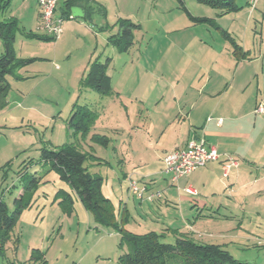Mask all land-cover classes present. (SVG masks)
Instances as JSON below:
<instances>
[{"label":"rangeland","instance_id":"374dc122","mask_svg":"<svg viewBox=\"0 0 264 264\" xmlns=\"http://www.w3.org/2000/svg\"><path fill=\"white\" fill-rule=\"evenodd\" d=\"M248 1L235 0L239 10L221 13L195 0H88V14L83 17L77 12V17L64 19L57 8L56 17L63 21L55 41L48 40L39 27L38 0H11L8 8L0 11V22L17 23L16 59H34L6 76L8 89L0 106V198L12 214L19 206L15 199L22 196L21 214L11 240L4 245L0 264H38L34 259L38 254L46 264H121L119 258L127 251L120 234L97 223L70 185L41 160L44 147L53 150L72 144L96 158L86 167L102 179V194L111 201L116 221L127 232H153L163 235L162 241L169 244L176 233H186L184 223L192 220L186 216L189 208L186 214L178 211V194L173 193L167 204L166 195L152 203L140 202L128 194L127 180H122V171H135L130 179L148 189L140 177L146 169L128 157L124 142L140 101L133 94L143 85L155 87L150 81L152 75L161 76L160 66L166 61L168 65L169 61L218 56L224 60L230 53L236 58V45H242L255 60V90L264 104V0H256L253 9ZM183 8L192 17L207 21L194 23ZM249 11L253 12L249 23L245 17L237 19L242 13L248 17ZM126 18L139 28L133 33L128 53H121L106 40L117 33V21ZM176 44L184 51H174ZM106 58L111 59L106 69L112 78L111 93L101 95L82 87L88 63ZM116 91L122 92L120 98L114 96ZM80 108L93 114L86 134L75 132L67 124ZM257 117L255 134L264 143V115ZM94 138L107 140V146ZM257 156L264 165V145ZM261 168L257 163L253 178L264 174H260ZM33 179L36 182L32 183ZM61 190L71 196V206L57 195ZM237 191L223 190V195L231 198ZM246 207L251 213L234 223L189 224L210 234L200 241L220 246L238 262L264 264V189L255 188ZM196 214L193 210V216ZM199 236L193 237L198 240Z\"/></svg>","mask_w":264,"mask_h":264},{"label":"crops","instance_id":"0c3cea01","mask_svg":"<svg viewBox=\"0 0 264 264\" xmlns=\"http://www.w3.org/2000/svg\"><path fill=\"white\" fill-rule=\"evenodd\" d=\"M87 2L88 0H79L75 4L81 9L83 16ZM250 2L251 0L247 5ZM64 4L65 2H61L58 5L61 17ZM244 14H238L237 19L245 17L249 23L253 12L249 11L248 17ZM236 46L239 52L236 58L230 53L224 60L218 56L177 63L169 61L168 65L166 61L160 66L161 76L152 75L153 79L150 81L156 86H150L149 89V85H143L133 94V98H139L140 101L137 102L136 120L130 123L124 141L128 157L133 158L134 164L144 166L146 171L140 177L145 179L143 182L148 189H162V197L166 195L165 198H168L165 204L171 202L173 193L178 194V203L181 205L178 211L181 215L186 214V209L189 208L190 212L186 216L192 221L184 219L187 222L184 223L186 233L176 234L196 243L206 244L200 240L211 236L199 232L193 225H221L234 223L238 219L244 220L248 212L251 213L246 207L251 194L255 188L258 191L264 189V174L260 178H253V168H256L257 163L263 167L260 174L264 171V165H261L263 161H259L257 156L264 143L257 139L254 130L259 118L254 111L260 103L255 90L256 68L252 66L255 60L250 59V51L245 50L244 46ZM174 51L184 49L176 44ZM121 93L116 91L114 96L120 98ZM125 110L128 111L126 108ZM126 115L130 116L128 113ZM200 137L208 145L216 147L221 155L232 157L237 162V167L229 169L228 177L224 178L221 169L225 159L221 157L217 162L194 170L175 184L171 183L169 176L161 173V158L168 152L183 149L190 139ZM134 172L122 171V180L132 178V175H136ZM185 186L193 188L197 195L185 194ZM229 189L238 191L227 198L223 195V190ZM193 210L197 212L194 216ZM195 234L200 235V239H195Z\"/></svg>","mask_w":264,"mask_h":264},{"label":"trees","instance_id":"16d2710c","mask_svg":"<svg viewBox=\"0 0 264 264\" xmlns=\"http://www.w3.org/2000/svg\"><path fill=\"white\" fill-rule=\"evenodd\" d=\"M11 0H0V11H5ZM201 5L210 7L218 12H231L239 10L235 0H195ZM79 0H69L64 4L62 16L68 19L71 15V8L77 7ZM186 14L188 12L183 8ZM85 16L88 14L84 10ZM194 23H202L204 18H194L188 14ZM117 33L107 38V44L115 46L119 52L128 53L132 46L134 31L138 30V25L126 19H119L116 23ZM17 23L14 20L0 22V40L3 46V54L0 56V106H3L5 95L8 89L6 76L25 64L32 63L34 59L18 60L14 53L15 31ZM48 40L55 41L49 37ZM111 63L110 58L104 62L99 59L91 61L86 67L81 86L89 88L101 95L111 93V78L107 74V68ZM75 110V109H73ZM93 121V114L87 108L76 110L70 121L69 128L77 133L86 134L90 130ZM93 140L107 146V140L94 138ZM41 160L49 165L51 171L55 172L61 181L68 183L73 189L79 202L91 213L94 220L107 227H112L120 234V240L127 247V251L119 258L121 264H243L235 260L229 252L215 244L196 243L177 235L172 244L162 241L163 235L149 232L143 235H134L121 227L113 214L111 201L103 196L101 191L102 179L99 176L89 173L86 163L96 161L90 153L80 151L72 144H64L52 149L46 147L41 150ZM36 182L35 179L32 183ZM62 197L63 203L73 204L71 196L61 190L57 193ZM22 196L15 199L17 206L13 213H9L6 203L0 198V256L4 253V245L11 240V235L16 221L21 214L20 203ZM38 264H46L42 254H38Z\"/></svg>","mask_w":264,"mask_h":264},{"label":"built area","instance_id":"2783aa9c","mask_svg":"<svg viewBox=\"0 0 264 264\" xmlns=\"http://www.w3.org/2000/svg\"><path fill=\"white\" fill-rule=\"evenodd\" d=\"M69 0H38L40 29L47 36L58 39L61 35V25L63 19L56 17L58 5ZM256 0H251V9L254 8ZM70 15L68 19H71ZM254 113L264 115V104L259 103ZM221 120L218 121L220 123ZM183 149H177L166 153L162 159L163 169L161 173L169 176L170 182L175 184L179 179L188 176L194 170H198L209 163L217 162L224 157L225 163L222 165L223 177L227 178L229 169L237 167V162L229 155H221L216 147L208 145L203 137L190 139ZM127 192L136 197L139 201L154 202L162 197L161 192H154L146 187H138L130 178L127 179ZM185 194L196 196V191L190 186L183 189Z\"/></svg>","mask_w":264,"mask_h":264},{"label":"water","instance_id":"95a60500","mask_svg":"<svg viewBox=\"0 0 264 264\" xmlns=\"http://www.w3.org/2000/svg\"><path fill=\"white\" fill-rule=\"evenodd\" d=\"M79 12V15L82 17V13H81V9L79 7H73L71 8V15H72V18L74 17H77L76 16V13Z\"/></svg>","mask_w":264,"mask_h":264}]
</instances>
